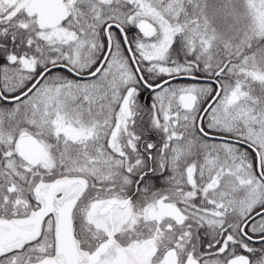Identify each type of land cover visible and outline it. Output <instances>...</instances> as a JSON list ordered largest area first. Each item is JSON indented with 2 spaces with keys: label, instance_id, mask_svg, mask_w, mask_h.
<instances>
[{
  "label": "snow or ice",
  "instance_id": "obj_1",
  "mask_svg": "<svg viewBox=\"0 0 264 264\" xmlns=\"http://www.w3.org/2000/svg\"><path fill=\"white\" fill-rule=\"evenodd\" d=\"M0 264H264V0H0Z\"/></svg>",
  "mask_w": 264,
  "mask_h": 264
}]
</instances>
